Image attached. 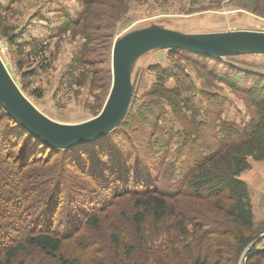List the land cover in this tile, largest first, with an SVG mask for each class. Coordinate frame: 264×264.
I'll use <instances>...</instances> for the list:
<instances>
[{
	"label": "rangeland",
	"instance_id": "rangeland-1",
	"mask_svg": "<svg viewBox=\"0 0 264 264\" xmlns=\"http://www.w3.org/2000/svg\"><path fill=\"white\" fill-rule=\"evenodd\" d=\"M92 1L0 0V56L26 97L44 115L61 124H82L102 112L113 84L114 44L130 32L153 25L186 34L264 32V0H100L101 6L88 7ZM84 12L90 15L86 17ZM86 19L90 24L82 25ZM73 22L75 28H72ZM91 25L93 28H90ZM10 31L17 39L25 37L22 40L26 44L37 45H27L24 50L12 47L9 38L5 36ZM21 43L18 40V44ZM214 59L204 60L170 50H157L140 58L134 67V93L130 112L132 110L135 114L139 109H146L145 112L148 113L150 109V112L159 116V126L154 128V138L150 141V137L146 136V141L143 142L140 137L141 142L152 150L157 172L148 168L144 171L142 168L140 175L142 179L148 180L146 174L152 172L150 183L162 190L174 193L185 175V165H192L193 159L198 155L208 157L214 152V149H208L204 144V140L208 138L206 135L218 133L222 136L229 133L232 140L237 142L243 139L256 120L257 111L247 93L232 90L228 84L217 79V75L225 70L235 69L247 74L248 78L259 75L263 77L264 56ZM42 66L47 69L43 70ZM29 73L35 74L31 78H25ZM41 94L42 97L38 98ZM168 97L171 98V103ZM140 124H145L142 119ZM146 129L140 128L139 132ZM151 129L153 128L149 127L147 132H151ZM188 133L192 134L191 141L195 142L192 146L187 145ZM216 145L215 148L218 147ZM190 147L194 148V155L189 152ZM1 154L2 150L0 198H3L1 194H6L8 190L14 191L15 182L10 170L13 168L12 159L8 162V158ZM91 155L87 152V158ZM50 160L45 158L26 172L30 176L24 183H36V186L29 188L34 189L33 193L27 192L22 197L27 200L24 204L22 202V206L17 205L19 201L11 206L0 203L1 250L13 238H17L14 234L16 230L35 227L36 223L32 222L45 208V202L47 208L51 207L46 196L51 187L55 188L54 175H58L56 168L62 163L53 160L52 164H47ZM250 163L251 170L241 176L242 180L248 173H261L260 167L264 166V161L250 160ZM87 169L90 170L88 167ZM69 181V184L59 185L61 189L58 192L72 194V201H76L72 208L84 203L99 206L102 200L100 195L102 197L111 193L100 187L104 183L98 184L78 171ZM250 186L248 190L254 214V231L261 232L258 238L260 242L255 249L260 253L264 250V183L257 187L252 183ZM117 190L114 188L112 192ZM131 200L130 197L121 199L117 207L105 211L104 214L108 215L100 231L82 232L74 242L67 243L62 253L65 259L70 262L76 259L83 264H120L106 226L107 222L115 219L116 225L125 231L128 243L135 241V236L131 237V223L122 219L121 215L131 218ZM182 200L180 205L185 204L189 208L194 205L197 210L199 204H204L189 197L168 203L174 205ZM65 201L67 205L69 202ZM180 208L182 207H178L179 210ZM15 216L21 219H13ZM171 227L168 222L158 226L153 220H149V247L160 257L157 263H163L167 256L171 257L169 248L176 244L172 239ZM189 227L192 229V225ZM178 230L184 251L179 246L180 251H183V258L178 254L180 260L175 264H191L197 257L207 258L210 264L216 261L210 247L207 246L206 251L204 245H201L199 234H184L183 228ZM242 231L250 234L244 229ZM190 243L194 244L195 249L185 251ZM252 246L241 254L231 251V246L221 249L224 254L232 256L234 264H247L246 253ZM13 264L63 263L59 257L46 258L34 250L28 255L21 254Z\"/></svg>",
	"mask_w": 264,
	"mask_h": 264
},
{
	"label": "trees",
	"instance_id": "trees-1",
	"mask_svg": "<svg viewBox=\"0 0 264 264\" xmlns=\"http://www.w3.org/2000/svg\"><path fill=\"white\" fill-rule=\"evenodd\" d=\"M98 5L101 6L100 0H93L88 7ZM84 15L87 17L90 14L84 12ZM86 23L90 24L86 19L83 20L82 25ZM72 24L74 25L72 28H75L74 22ZM90 28L93 26L91 25ZM83 32L86 34L84 30ZM12 33V31L10 34L5 33V36L9 38L11 46L18 50H24L27 45L31 47L37 45L36 43L26 44L22 40L25 37L17 39ZM18 40L22 43L18 44ZM170 51L196 56L204 60H215L178 49ZM42 69L46 70L47 67L42 66ZM239 71L225 70L217 75V79H221L234 91L247 93V97L250 98L257 111L256 120L246 131L243 139L237 142L232 140L229 133H224L222 136L218 133L211 136L206 135L205 137L208 138L204 140V144L208 149H214V152L208 157L198 155L199 157L193 159L192 165L189 163L185 165V175L174 193L162 190L157 185L153 186L150 183L151 179L149 180L150 176L152 177L151 173L157 172L156 165H154L156 162L152 150L147 144L141 142L140 137L145 142V137L149 136L151 141L154 138V128L159 126L158 114L150 112V109L148 113L145 112L146 109L144 111L139 109L135 114L131 110L126 120L115 131L99 141L60 150L47 146L0 108L1 155L7 157L8 162L10 158L12 159L13 168L9 169L13 172L12 177L15 182L14 191L8 190L6 194H1L3 196L0 198L1 204L7 203L11 206L19 201L17 205L22 206V202L24 204L27 201L22 197L27 192L33 193L34 189L29 188L36 186V183H24V180L30 176L26 172L33 165L44 161L45 158L51 159L47 164H52L57 160L62 163L56 168L58 175H54L55 188L51 187L46 196L51 207L47 208L45 202V208L32 222L36 223L35 227L14 230L17 238H13L10 244L0 249V264H13V261L21 254L28 255L34 250L42 253L46 258L59 257L63 264H83L76 259L71 262L65 259L62 253L66 249V244L74 242L82 232L100 231L105 223L104 220L107 219L108 214H104L105 211L117 207L120 200L127 197H130L133 202L131 203L132 216L129 218L121 214L123 215L121 217L131 223L133 228L131 237L134 235L135 241L128 243L124 235L125 231L116 225L115 219L109 223L106 221L111 245L115 248L120 264L157 263L160 257L149 247L147 230L149 220H153L158 226H163L167 222L172 226L170 231L173 230L172 239L176 241V244L169 248L171 257L167 256L163 260L164 264H175L180 260L179 256L183 258L181 256L184 247L180 244L178 235V229L181 228L184 229V234L192 232L201 236V245H204L206 251L209 246L212 255L216 258L213 264H234L232 256L224 254L221 247L231 246V251L241 254L253 244L246 253L247 264H264V252L257 253L255 249L260 242L258 238L261 232L254 231L255 222L249 190L247 184L241 179L244 173L251 170L250 160L264 161V76L248 78L247 74ZM30 74H26L25 78H31L35 73ZM167 94L174 95L171 92ZM41 97L42 94L38 96V98ZM168 99L171 103V98L168 97ZM172 104H175V100ZM141 119L144 125L140 124ZM143 127L147 129L139 132V129ZM149 127L153 128L151 132H147ZM191 135L188 133L187 145L190 146L195 143L191 141ZM87 152L92 154L90 158H87ZM189 152L194 155V148L190 147ZM142 168L144 171L147 168L152 171L146 174L148 180L142 179L140 175ZM77 171L97 183H104L98 184L103 189L111 191L102 197L100 195L101 205L93 207V205L84 203V205L77 204L72 208L76 202L72 201V194L58 192V189H61L59 185L69 184V179ZM114 188L118 189L115 193L112 192ZM188 197L208 207L199 204V210L195 209L194 205L189 208L185 204L180 205L183 200L174 205L168 203V201ZM65 200L69 202L67 205H65L67 203ZM180 206L182 208L179 210ZM59 216L60 219H58ZM214 217L221 218V220ZM13 219L20 220L21 218L15 216ZM241 228L250 234H245ZM255 240L258 241L255 243ZM179 246L183 247V251H180ZM192 249H195L192 243L185 247V251L191 252ZM163 263L159 261L157 264ZM191 264L210 263L207 258L197 257Z\"/></svg>",
	"mask_w": 264,
	"mask_h": 264
},
{
	"label": "water",
	"instance_id": "water-1",
	"mask_svg": "<svg viewBox=\"0 0 264 264\" xmlns=\"http://www.w3.org/2000/svg\"><path fill=\"white\" fill-rule=\"evenodd\" d=\"M174 49L216 59L264 56V32L186 34L160 25L130 32L114 44L113 84L102 112L78 125L58 123L38 110L20 89L0 56V108L52 148L68 150L94 143L111 134L126 120L133 101L132 76L137 61L152 51Z\"/></svg>",
	"mask_w": 264,
	"mask_h": 264
},
{
	"label": "crops",
	"instance_id": "crops-1",
	"mask_svg": "<svg viewBox=\"0 0 264 264\" xmlns=\"http://www.w3.org/2000/svg\"><path fill=\"white\" fill-rule=\"evenodd\" d=\"M262 170H264V166L260 167V172L254 171L252 173H248L246 175L243 176V180L248 184L249 187H251L250 185L252 183H254L257 187V185L259 186L261 183H264V172H262Z\"/></svg>",
	"mask_w": 264,
	"mask_h": 264
}]
</instances>
